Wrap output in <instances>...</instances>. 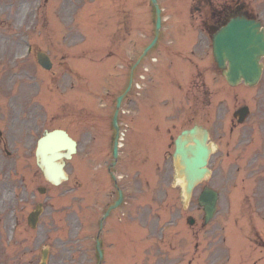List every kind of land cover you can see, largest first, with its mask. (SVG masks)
Here are the masks:
<instances>
[{
    "label": "rangeland",
    "instance_id": "rangeland-1",
    "mask_svg": "<svg viewBox=\"0 0 264 264\" xmlns=\"http://www.w3.org/2000/svg\"><path fill=\"white\" fill-rule=\"evenodd\" d=\"M242 1L264 25V0ZM159 2L165 21L159 49L150 55L163 56L172 41L180 50H172L178 54L170 70L165 68L166 61L161 60L163 65L156 68L158 63L151 62V56L145 58L149 71L142 82L144 90L137 95L133 89L122 101L119 125L123 140L113 172L125 203L104 221L101 236L113 257L117 244L113 233L120 231V243L128 247L126 264H152L162 256L150 251L156 246L155 231L169 232L168 239L176 231L177 236L186 237L187 244L178 255H184L180 264H210L214 242L219 246L214 236L221 235V260L214 264H250L259 255L264 257V251L254 250L248 240V226L257 212L252 199L255 186L264 206V170L252 171L245 164L264 145L255 124L261 118L264 125V114L256 117L258 111L264 112V70L256 87H230L206 49L209 40L203 31V14L194 10L201 2ZM229 2L214 0L215 4ZM153 17L148 0H0V264H38L44 247L49 248L48 264H95L97 221L104 206L116 197L107 168L112 161L114 99L122 92L136 55L153 36ZM27 44L50 56V70L39 67L35 52L25 56ZM109 48L113 49L110 53ZM177 60L184 66L183 75ZM197 70L203 75L193 86ZM182 77V95L176 100L177 93L166 87ZM200 82L204 85L201 92L196 89ZM194 95L205 107V113L197 112L194 118H206L205 125L214 133V153L211 174L183 205L182 184L174 174H158L146 162L142 172L137 161L147 160L156 148L159 165L170 166L172 138L186 125L177 119L183 118L182 110L176 109L177 117L169 122L160 112L156 118L158 111L168 107L163 100L173 105L180 101L192 109ZM241 105H248L251 115L230 134L232 113ZM54 128L67 129L78 142L77 152L66 162L69 178L59 186L44 181L32 153L42 130ZM239 133H251L253 142L247 141L234 153L232 143ZM238 155L242 160L237 161V170ZM205 184L219 192L217 211L203 232L195 234L201 230L203 214L197 195ZM39 186L46 187L44 194L37 191ZM39 202L44 210L37 227L31 229L26 217ZM189 215L195 218L193 226L185 223ZM197 234L199 248L194 245ZM161 252L170 264L165 258L171 254L167 245ZM105 254L104 261H110Z\"/></svg>",
    "mask_w": 264,
    "mask_h": 264
},
{
    "label": "water",
    "instance_id": "water-1",
    "mask_svg": "<svg viewBox=\"0 0 264 264\" xmlns=\"http://www.w3.org/2000/svg\"><path fill=\"white\" fill-rule=\"evenodd\" d=\"M151 1L156 12V35L152 42V44H154L160 27V9L156 0ZM147 49L144 52H146ZM263 51L264 32L263 29L260 28L259 23L254 20L236 17L230 20L225 27L221 28L213 36L214 58L219 67L224 69L223 74L226 76V79L230 84H236L241 79L247 84H254L260 75L261 66L258 61ZM226 62L228 65L227 68L225 67ZM121 98L122 96H119L116 101L117 108L120 105ZM117 111L118 109L114 114L115 127ZM196 131V127L191 130H185L176 141V153L182 157L184 164L190 168H200L199 172L185 174L187 193H189L190 187L193 185L194 181L196 179L198 180L205 172H207L206 168H204L208 156V148L204 145L207 134L206 131L203 130V137L200 142L193 137V134ZM181 137H184V141L181 140ZM189 138L194 140V145H188L184 148L183 142H186ZM116 144L117 135L113 146L114 157L116 156ZM74 145V142L66 135V133L60 130L45 133V136L39 140L37 162L46 178H49L55 183H58L62 178H65L62 171L63 162L58 163L56 162V159L61 156L62 153L59 151L64 147L67 148V153L64 154V156L68 158L70 152L75 150ZM188 153L193 155V158H187L186 155ZM41 191H43V189H41ZM120 199L121 193L119 195V200ZM215 200V193L209 189H205L199 197L200 204L204 205L207 218H209L214 211ZM117 203L118 202H116V204ZM40 211V205H38L29 217L30 225H35ZM97 248L99 250V245H97ZM46 255L47 251H42V261L40 264H46Z\"/></svg>",
    "mask_w": 264,
    "mask_h": 264
}]
</instances>
